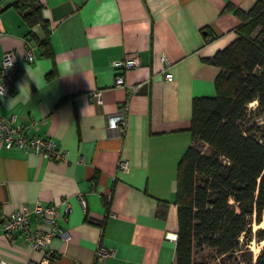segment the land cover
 <instances>
[{
  "label": "crops",
  "instance_id": "obj_1",
  "mask_svg": "<svg viewBox=\"0 0 264 264\" xmlns=\"http://www.w3.org/2000/svg\"><path fill=\"white\" fill-rule=\"evenodd\" d=\"M40 1L53 58L39 45L42 24L29 27L13 7L0 12V63L7 50L24 53L32 45L36 53L0 97V119L53 137L65 155L0 142V217L36 200L67 198L58 221L71 237L53 238L51 264H176V239L166 234L178 231L177 165L194 143L192 101L216 94L220 68L206 58L238 36L243 19L230 6L248 11L256 0ZM132 55L138 67L113 65ZM167 67L172 80L163 76ZM118 73L127 86L115 85ZM119 111L123 132L108 127ZM121 158L128 169L118 167ZM30 217L32 229L43 225ZM100 244L115 254L98 259ZM38 258L21 234L12 240L0 233L7 264Z\"/></svg>",
  "mask_w": 264,
  "mask_h": 264
},
{
  "label": "trees",
  "instance_id": "obj_2",
  "mask_svg": "<svg viewBox=\"0 0 264 264\" xmlns=\"http://www.w3.org/2000/svg\"><path fill=\"white\" fill-rule=\"evenodd\" d=\"M9 7L29 27L42 24L39 45L53 58L41 1L0 0V12ZM230 7L243 23L231 43L206 58L220 68L216 94L193 98L194 143L177 165L176 264H200L194 259L195 247L208 246L225 255L253 237L264 239V228H252L253 221L260 223L264 216V0H256L248 11ZM249 259L250 264H264V247Z\"/></svg>",
  "mask_w": 264,
  "mask_h": 264
},
{
  "label": "built area",
  "instance_id": "obj_3",
  "mask_svg": "<svg viewBox=\"0 0 264 264\" xmlns=\"http://www.w3.org/2000/svg\"><path fill=\"white\" fill-rule=\"evenodd\" d=\"M168 62L166 56L161 57ZM36 59L34 46L29 45L24 53H17L13 50H7L3 53L0 63V97L5 96L13 84L16 75L20 72L24 65L33 62ZM113 65L121 69L135 68L140 65V58L137 55L127 56L113 61ZM163 76L167 80L174 78L173 72L167 67L164 69ZM116 86H127L122 73H118L115 77ZM134 89L135 85H131ZM3 94V95H2ZM99 102H103L102 91L94 93ZM127 103L124 108H127ZM126 121L123 111L111 114L108 117V127L123 132L125 130ZM0 142L6 148H20L25 152H36L42 156L52 158H63L65 153L62 148L57 146L56 140L51 136L30 135L24 131L23 126L15 125L0 119ZM120 169H128L129 161L121 158L118 162ZM82 203L85 205L83 197L80 195ZM69 208L67 198H62L59 203L45 204L41 200H36L32 207L25 204L21 209H15L9 214L0 217V233L5 234L10 239H14L17 234L24 236L29 243L31 249L38 252L39 258L36 264H51L54 255L51 248V242L55 237H63L69 239L70 234L61 227L58 218ZM34 213L40 217L42 226L32 229L30 214ZM167 238L176 239L177 234L167 232ZM115 254L111 248H107L102 244L96 249V257L98 259H106ZM0 264H7L6 260L0 259ZM77 264V263H75Z\"/></svg>",
  "mask_w": 264,
  "mask_h": 264
},
{
  "label": "rangeland",
  "instance_id": "obj_4",
  "mask_svg": "<svg viewBox=\"0 0 264 264\" xmlns=\"http://www.w3.org/2000/svg\"><path fill=\"white\" fill-rule=\"evenodd\" d=\"M250 106H254V103H251ZM196 145L205 152L209 151V147L203 142L197 141ZM260 227L264 228V216L260 223L256 221L252 223L253 231H256ZM262 247H264V239L258 241L256 237H253L249 243L243 244L242 249L225 255L216 254L215 251L208 246H203L201 248L195 247L194 259L196 262H200V264H250L249 258L251 253L255 258Z\"/></svg>",
  "mask_w": 264,
  "mask_h": 264
},
{
  "label": "clouds",
  "instance_id": "obj_5",
  "mask_svg": "<svg viewBox=\"0 0 264 264\" xmlns=\"http://www.w3.org/2000/svg\"><path fill=\"white\" fill-rule=\"evenodd\" d=\"M3 95V94H2Z\"/></svg>",
  "mask_w": 264,
  "mask_h": 264
}]
</instances>
